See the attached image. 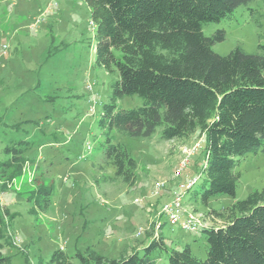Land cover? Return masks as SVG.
I'll return each instance as SVG.
<instances>
[{"label":"rangeland","instance_id":"374dc122","mask_svg":"<svg viewBox=\"0 0 264 264\" xmlns=\"http://www.w3.org/2000/svg\"><path fill=\"white\" fill-rule=\"evenodd\" d=\"M224 30L212 45L218 54L236 46L248 53L264 45V3L252 0L228 17L204 24L203 33ZM95 25L85 0H0V214L4 247L11 264H54L56 249L74 256L92 246L107 257L147 240L155 224L177 249L189 244L205 258L200 228L186 231L167 221L164 204L181 194L186 210L205 225L209 209H220L264 187V151L239 157L235 197H212L208 205L186 201L204 179V138L196 130L180 139H162L161 127L148 137L113 130L137 162L136 178H114L105 161V134L97 121L110 97L112 76L94 65ZM116 106L132 108L141 98L125 95ZM24 141L22 159L12 163L4 148ZM22 146V145H21ZM195 179L194 184L188 182ZM54 188L50 204L32 201L38 183ZM29 198L30 200L28 201ZM184 201H186L184 203ZM76 263L77 259L72 258ZM155 264H167L165 256Z\"/></svg>","mask_w":264,"mask_h":264},{"label":"trees","instance_id":"16d2710c","mask_svg":"<svg viewBox=\"0 0 264 264\" xmlns=\"http://www.w3.org/2000/svg\"><path fill=\"white\" fill-rule=\"evenodd\" d=\"M85 1L95 25L94 65L112 76L110 97L102 104L97 124L106 136L103 151L114 178L133 184L137 162L113 130L148 137L160 126V137L166 140L198 130L204 138V179L186 201L207 206L212 197H235L239 157L264 151V45L254 53L236 46L218 54L212 45L224 39V30L205 35L203 26L252 0ZM134 94L141 105L116 106L117 98ZM26 145L19 141L4 152L18 163ZM53 192L51 184L38 183L32 191L34 206L45 211ZM204 215L213 221L199 227L207 243L205 258L193 254L189 244L169 247L152 227L145 243L124 249L116 258L87 246L74 256L56 249L50 261L155 264L165 256L167 264H264V187ZM4 238L0 214V264H11L2 251Z\"/></svg>","mask_w":264,"mask_h":264},{"label":"built area","instance_id":"2783aa9c","mask_svg":"<svg viewBox=\"0 0 264 264\" xmlns=\"http://www.w3.org/2000/svg\"><path fill=\"white\" fill-rule=\"evenodd\" d=\"M194 181L195 179H191L190 182H188L187 188L191 186ZM161 212L168 222L173 225H178L186 231L197 230L200 226L205 225V221L198 212L186 210L184 208L181 194L174 195L171 201L163 205ZM155 228H160V224H155Z\"/></svg>","mask_w":264,"mask_h":264}]
</instances>
